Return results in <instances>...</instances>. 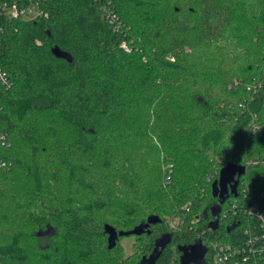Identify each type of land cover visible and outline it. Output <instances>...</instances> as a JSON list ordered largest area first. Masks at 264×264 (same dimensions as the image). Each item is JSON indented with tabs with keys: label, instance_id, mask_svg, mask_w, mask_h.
I'll return each mask as SVG.
<instances>
[{
	"label": "trees",
	"instance_id": "1",
	"mask_svg": "<svg viewBox=\"0 0 264 264\" xmlns=\"http://www.w3.org/2000/svg\"><path fill=\"white\" fill-rule=\"evenodd\" d=\"M45 10L4 20L0 36L12 82L0 84L11 142L0 264H97L98 243L114 254L124 238L110 250L107 225L127 233L150 216L161 222L130 235L145 242L132 264L166 234L156 264H180L179 247L199 237L205 264L215 243L245 247L243 209L264 195V0H49ZM153 159L172 160L170 183ZM228 163L247 173L212 231V184ZM175 205L181 231L156 234Z\"/></svg>",
	"mask_w": 264,
	"mask_h": 264
},
{
	"label": "built area",
	"instance_id": "2",
	"mask_svg": "<svg viewBox=\"0 0 264 264\" xmlns=\"http://www.w3.org/2000/svg\"><path fill=\"white\" fill-rule=\"evenodd\" d=\"M49 0H0V36L4 32V20H36L45 17L47 12L45 6ZM106 18L111 17L110 23L115 22V16L111 15L105 6L102 9ZM107 18V19H108ZM125 47V46H124ZM0 84L6 88H11L6 72L0 68ZM238 85L234 82L233 86ZM0 107V116H1ZM254 127V130H257ZM11 147L9 135L3 131L0 119V173L8 170L10 162L2 157L1 149ZM238 197V196H237ZM259 201H253L247 205L243 212L247 215L249 226L244 230V235L248 238L247 245L243 248L232 247L228 243H215L213 245L214 264H264V195Z\"/></svg>",
	"mask_w": 264,
	"mask_h": 264
},
{
	"label": "water",
	"instance_id": "3",
	"mask_svg": "<svg viewBox=\"0 0 264 264\" xmlns=\"http://www.w3.org/2000/svg\"><path fill=\"white\" fill-rule=\"evenodd\" d=\"M54 53L58 57H65L61 54L59 49H55ZM247 173L246 166L234 163L226 164L219 173V178L215 180L212 184V196L218 200V203L213 207V220L209 224V228L212 231H217L219 229V217L221 213V207L226 203V201L231 197L238 196V187L240 184V179ZM161 220L157 216H150L148 218L147 224L140 225L134 231L131 232H120L118 233L113 227L107 225L105 230L108 234L109 249L115 248L118 240L121 237H127L130 235H141L145 229L149 228L151 225H156L160 223ZM172 237L170 234L163 235L159 238L154 246L153 252L149 257H144L140 264H156V261L161 256L162 252L171 243ZM182 252L180 264H205V256L208 249L203 245L202 239L199 237L196 239L195 243L191 246L179 247Z\"/></svg>",
	"mask_w": 264,
	"mask_h": 264
},
{
	"label": "rangeland",
	"instance_id": "4",
	"mask_svg": "<svg viewBox=\"0 0 264 264\" xmlns=\"http://www.w3.org/2000/svg\"><path fill=\"white\" fill-rule=\"evenodd\" d=\"M237 50L234 51V54H237ZM162 158H164L163 154H161V161ZM158 162V168L156 170V174L160 175L161 173L164 174V179L163 182L165 183H170L172 180V175H173V163L172 160L170 159L166 164H163L162 167L160 168L159 166V161L158 159L151 160V164H154L155 162ZM156 162V163H157ZM165 187V186H164ZM183 209L187 211V214H190L189 211L191 205L190 202H187L182 205ZM177 205H175V209L172 210L171 212L168 213V215L164 216V226L163 228L161 227L160 229H156V234L161 231H171L174 230L176 232L181 231V224H182V215L178 212L179 210H176ZM142 217L136 216L133 218H130L128 220H125V222L128 223V225L132 228L134 225H137L141 222ZM195 228H199L197 225ZM101 244V243H98ZM97 244V250L100 253V257L98 259L97 264H132L135 262L139 256L142 255L143 248L145 245V242H139L135 236H130V237H124L121 238L119 242V249L117 253L114 254H106L103 249H106L107 244H103L102 246H98ZM109 260V261H108ZM108 262V263H107Z\"/></svg>",
	"mask_w": 264,
	"mask_h": 264
}]
</instances>
